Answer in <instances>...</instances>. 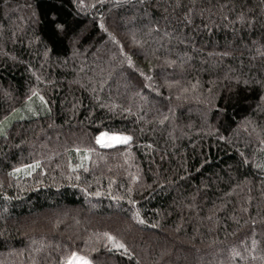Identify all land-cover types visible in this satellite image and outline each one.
<instances>
[{"label":"trees","instance_id":"16d2710c","mask_svg":"<svg viewBox=\"0 0 264 264\" xmlns=\"http://www.w3.org/2000/svg\"><path fill=\"white\" fill-rule=\"evenodd\" d=\"M0 121V264H264V0H0Z\"/></svg>","mask_w":264,"mask_h":264},{"label":"snow or ice","instance_id":"6c2138e0","mask_svg":"<svg viewBox=\"0 0 264 264\" xmlns=\"http://www.w3.org/2000/svg\"><path fill=\"white\" fill-rule=\"evenodd\" d=\"M80 3L83 4V0H80ZM62 27V26H59ZM103 27V25H101ZM129 63H131V60L129 59ZM34 95H37L39 99L43 102L44 98L43 96H39L38 93H34ZM0 134H5L4 131V122L0 121ZM131 140L130 136L118 134V133H108V132H101L99 136L96 138V142L100 144H108V143H126L127 141ZM79 152L80 149H77ZM89 150H85V154H87ZM36 166H39V161L35 162ZM14 171H19V169H15ZM133 203H135L133 201ZM137 216H139V213H136ZM105 236H107L108 240L113 243V246L116 249H125L127 251L126 245L122 243L117 237L113 236L110 233H105ZM236 255H239V253H236ZM65 264H93V261L90 260L87 256L81 255L77 252H72L68 257L65 259Z\"/></svg>","mask_w":264,"mask_h":264},{"label":"rangeland","instance_id":"374dc122","mask_svg":"<svg viewBox=\"0 0 264 264\" xmlns=\"http://www.w3.org/2000/svg\"><path fill=\"white\" fill-rule=\"evenodd\" d=\"M118 134H120V133H118ZM124 135V134H123ZM99 136V135H98ZM97 136V137H98ZM96 137V138H97ZM100 144V143H99ZM116 144H118V143H108V144H100L102 147H110V146H114V145H116Z\"/></svg>","mask_w":264,"mask_h":264}]
</instances>
